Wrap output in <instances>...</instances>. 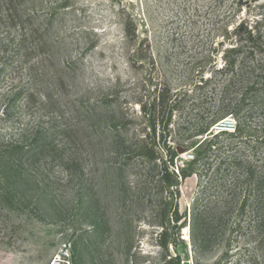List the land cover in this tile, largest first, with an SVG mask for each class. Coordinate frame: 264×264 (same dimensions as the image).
<instances>
[{
	"label": "rangeland",
	"instance_id": "374dc122",
	"mask_svg": "<svg viewBox=\"0 0 264 264\" xmlns=\"http://www.w3.org/2000/svg\"><path fill=\"white\" fill-rule=\"evenodd\" d=\"M231 2L24 1L35 18L24 24L25 46L14 39L0 54V113H8L0 125L16 144H51L41 159L25 149L0 175V264H50L59 252L71 264H264V178L255 185L244 170L251 161L263 175L264 143L239 145L214 129L237 121L225 107L239 100L255 133L264 123L261 78L248 98L215 93L230 78L217 69L231 46L218 31ZM263 2L243 5L238 17L255 26ZM141 41L144 58L132 59ZM167 88L171 113L154 107ZM216 114L206 133L192 135ZM210 140L233 147L201 160Z\"/></svg>",
	"mask_w": 264,
	"mask_h": 264
},
{
	"label": "trees",
	"instance_id": "16d2710c",
	"mask_svg": "<svg viewBox=\"0 0 264 264\" xmlns=\"http://www.w3.org/2000/svg\"><path fill=\"white\" fill-rule=\"evenodd\" d=\"M24 1L25 0H0V54H5L9 51V49H11L14 39L18 40L19 48L25 46V43L27 42L29 33L27 28L24 27V24L27 21L33 20L35 18V14H31L27 11ZM226 1L227 0H219V4L226 6ZM255 1L259 0H233V2H231V6L227 10L226 8L225 10H223L222 16L220 18L222 24L221 26H219L218 31H221V35L224 38L220 42V44L224 45L225 43H229L231 44V46L224 50V55H222V57L224 58L225 63L223 66L218 68L217 71L223 73L226 77L230 76V78L227 83L225 82V80H222L221 88H217V86L214 87L215 93H218L217 98H248V91L254 88L255 85L260 84V82L258 81L259 78L262 79V83L264 84V35H262L259 28V24L264 21V12L261 10L264 8V2L255 5V8H260L259 10L255 11L258 15H261L262 18L256 20L255 26L250 27L249 20H247V18L238 17L243 5H249L250 8L251 4ZM237 18H239L240 20L236 21V25L231 30L230 24ZM37 30L39 31L40 28L38 27ZM126 34L128 36L130 35L129 29H126ZM17 36L18 39L16 38ZM142 47L143 41H141L139 47H135L133 49V52L131 54L132 59H134L138 55V58H144ZM140 52H142V54H140ZM255 56H259L260 60H256V58H254ZM213 61V58L207 60L205 66L203 65V69H205V67L206 69H208V67L210 68L211 66L215 65ZM4 63L7 64V61L5 60ZM5 69L6 68L0 69V73H2ZM211 79L212 78H208L207 81ZM233 84H238L241 90L231 93V86ZM170 93L171 89L169 88L162 90V99H160L159 102L155 103L154 107L156 108L161 104L163 108L168 109L169 113L173 112V109L176 105L174 104V102H176V100L170 102L172 100L170 98H172L173 96ZM20 94L21 91L18 92V96ZM15 95H17V93ZM241 103L242 102H240L239 100V102H236L234 106L228 105L225 107V109H227L226 113H233V115H235L237 118L236 131H222L218 132V134H228L229 136L238 139L237 143L239 145L243 143L248 144L249 142L264 143V123L262 122L261 125H259L262 126L260 130H258L259 128H256L258 131L256 130L255 133V129L253 128V126H251V124L253 123L252 112H247L246 110H244ZM7 115L8 113L5 112V110L3 113H0V124L3 120H6ZM218 117L219 116L216 114L212 122H210L206 126L193 130L194 132H192V135H203L204 133H206L211 128V126H213L217 122L216 120L218 119ZM167 121L172 120L168 117ZM151 125V127L156 130V124L152 123ZM2 132L3 128L0 125V175L3 177L11 174L13 170V163L16 160L19 162H22L24 160L26 155L24 153L25 149H27L28 151L33 149L31 153L34 154V156H31L30 158L41 159L43 153L46 151L45 148L49 146V144H51L47 140V138H44V140L36 141L34 142V144L33 142L16 144L13 141L7 139ZM35 143H37L38 145L35 146ZM226 147L232 148L233 143L228 145H221L218 142L210 140L207 143L205 150L200 154L203 156L201 160L210 158L212 152L225 149ZM199 162L200 161H198V163ZM242 162L243 161L238 160L236 161L235 165L242 168ZM245 164L246 168L244 170H246L248 179H251L255 185L260 184L262 178H264V172L263 175H257L255 169L250 168L251 166H253L251 161H248ZM177 174H179V176H182L180 170ZM184 175L188 176L186 173H184ZM167 185H169L170 188L173 184L167 183ZM175 186L179 191V182H176ZM206 192L207 190L205 188L201 191V194H203L204 196ZM238 200L240 199L238 198ZM246 201H243L240 213L238 214L241 217L244 215V210L247 206ZM224 203L226 202H223V204ZM217 204H220V200ZM213 209L220 211L222 209V206H215ZM194 210H196V206ZM225 212L226 211H222L221 215H223Z\"/></svg>",
	"mask_w": 264,
	"mask_h": 264
},
{
	"label": "built area",
	"instance_id": "2783aa9c",
	"mask_svg": "<svg viewBox=\"0 0 264 264\" xmlns=\"http://www.w3.org/2000/svg\"><path fill=\"white\" fill-rule=\"evenodd\" d=\"M215 132H222V131H227V132H235L237 129V121L233 118H226L222 122H219L214 126ZM185 157L186 159L189 160H194L195 155L190 153V152H185L184 154H179ZM177 173H179V168H176ZM50 264H71V258L70 254L67 252H59L55 254L53 257L52 261Z\"/></svg>",
	"mask_w": 264,
	"mask_h": 264
},
{
	"label": "water",
	"instance_id": "95a60500",
	"mask_svg": "<svg viewBox=\"0 0 264 264\" xmlns=\"http://www.w3.org/2000/svg\"><path fill=\"white\" fill-rule=\"evenodd\" d=\"M186 151V148H183V147H179L178 148V152L179 153H183V152H185Z\"/></svg>",
	"mask_w": 264,
	"mask_h": 264
}]
</instances>
